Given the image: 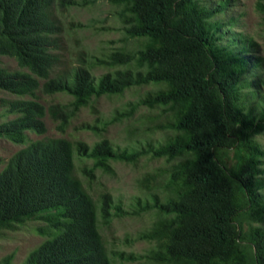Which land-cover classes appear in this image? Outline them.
Here are the masks:
<instances>
[{"label":"trees","instance_id":"trees-1","mask_svg":"<svg viewBox=\"0 0 264 264\" xmlns=\"http://www.w3.org/2000/svg\"><path fill=\"white\" fill-rule=\"evenodd\" d=\"M106 1L118 7V28L131 49L66 66L52 10L79 2L0 0V56L19 67L0 66V90L16 96L7 100L5 112L14 116L0 122V138L23 145L0 170V231L44 224L36 228L42 241L21 264H112L99 225L144 213L153 219L137 237L150 248L138 258L148 264H264V147L257 139L264 131V67L257 43L228 14L231 0ZM100 65L106 71L96 76ZM148 84L154 88L110 118L82 124L97 135L91 145L44 136L45 115L64 132L92 100ZM37 91L70 100L45 106ZM140 106L158 110L147 127L162 131L161 141L128 137L118 146L102 135ZM28 132L43 136L31 140ZM142 156L161 157L165 167L137 179L139 195L126 208L107 191L94 199L75 174L76 158L90 182L96 170L111 174L112 161L135 164ZM125 257L134 262L137 255Z\"/></svg>","mask_w":264,"mask_h":264},{"label":"rangeland","instance_id":"rangeland-1","mask_svg":"<svg viewBox=\"0 0 264 264\" xmlns=\"http://www.w3.org/2000/svg\"><path fill=\"white\" fill-rule=\"evenodd\" d=\"M79 4L65 7L56 6L52 12L61 27L59 39L60 62L66 66L76 65L78 58L85 57L87 63L96 58H104L114 50H128L132 42L124 38L119 27L116 11L118 7L106 0H77ZM215 1V0H213ZM228 14L237 15L240 21V30L250 36L257 43L258 56L262 58L264 67V0H231ZM239 30L238 27L231 29ZM125 42H128L125 44ZM249 57L252 53H248ZM63 65V64H62ZM0 66L10 70L18 69V65L12 57L0 56ZM96 76L106 71L105 67L93 68ZM251 71V69H250ZM153 85L135 86L126 89L123 93L111 96H101L91 101L88 106L81 107L67 123L64 132L56 127V121H52L47 115L44 116L46 127L44 136L64 137L70 140H82L91 145L97 138L92 131L83 128L84 123H95L97 119L110 118L115 111L124 109L129 102L135 101ZM39 101L45 106L55 103H66L70 97L64 93L46 95L37 91ZM16 96L0 90V122L13 117L6 113L7 100ZM26 98V97H25ZM158 110L140 106L135 113L128 118L108 125L103 130V136L107 137L118 146L127 145L131 140L150 141L156 144L163 138L160 130L151 131L153 126L147 127L148 120L157 117ZM101 135V134H100ZM29 139L41 138L28 132ZM258 141L264 147V131L257 136ZM144 144V143H143ZM23 145L15 144L7 139L0 138V170L7 159ZM85 162L87 160H84ZM229 163L230 160L226 159ZM77 174L87 186L88 192L94 199L103 191L110 193L113 198L126 208V203L134 196L139 195L137 179L144 173L152 172L160 167H165L163 158L139 157L135 164L112 161V173L107 174L96 170V176L90 182L79 172L81 162L76 158ZM90 164V160L87 161ZM87 182V183H86ZM153 215H124L114 217L108 225H99L100 233L112 264H148L138 257H142L150 248L149 243L138 239V232L147 228ZM44 224L37 220L27 221L13 230L0 231V259L7 254L13 253L11 264H21L27 253L36 247L43 239L36 228ZM124 252L123 257L113 255V252ZM137 255L134 262L126 258L129 253Z\"/></svg>","mask_w":264,"mask_h":264}]
</instances>
